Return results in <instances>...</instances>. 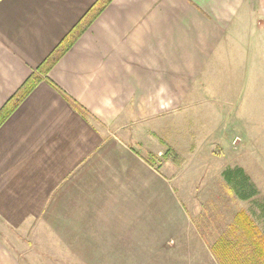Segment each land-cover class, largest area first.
I'll list each match as a JSON object with an SVG mask.
<instances>
[{"label": "crops", "instance_id": "0c3cea01", "mask_svg": "<svg viewBox=\"0 0 264 264\" xmlns=\"http://www.w3.org/2000/svg\"><path fill=\"white\" fill-rule=\"evenodd\" d=\"M96 1L0 0V109ZM261 27L264 0H112L0 125V264L198 260L152 253L132 144Z\"/></svg>", "mask_w": 264, "mask_h": 264}, {"label": "rangeland", "instance_id": "374dc122", "mask_svg": "<svg viewBox=\"0 0 264 264\" xmlns=\"http://www.w3.org/2000/svg\"><path fill=\"white\" fill-rule=\"evenodd\" d=\"M223 46L182 109L168 102L166 124L164 118H153L154 129L145 142L132 144L150 167L127 169L138 175L136 188L152 192L145 203L136 196L137 208L152 207L150 223L160 232L152 231V253L199 259L72 264H230L236 251H249L247 229L238 217L242 211L264 239V28L256 36L230 37ZM165 126L166 137L161 133ZM237 168L243 173L234 172L228 180L226 170ZM221 239L228 240L226 248Z\"/></svg>", "mask_w": 264, "mask_h": 264}, {"label": "trees", "instance_id": "16d2710c", "mask_svg": "<svg viewBox=\"0 0 264 264\" xmlns=\"http://www.w3.org/2000/svg\"><path fill=\"white\" fill-rule=\"evenodd\" d=\"M112 0H97L87 12L81 17V19L71 28V30L60 40L53 51L35 68L30 76L26 79L23 85L17 90V92L7 100V102L0 109V125L7 119V117L17 108L21 101L35 88V86L41 81L43 75H47L53 65L66 53L82 33L91 25L94 19L101 13V11ZM71 101L80 109L77 102L73 99ZM234 172L242 174L243 170L237 168L236 170L228 169L225 172V176L228 180H232ZM246 180L248 178L246 177ZM252 194V193H251ZM245 197L252 195L246 194ZM241 220H244L242 227L247 229V241H249L248 254L236 251L235 255L230 258V264H264V239L261 233L251 219V217L244 211L238 214ZM241 227V228H242ZM225 248L228 245V240H224ZM220 240V241H221ZM226 242V243H225ZM240 246L237 244V248ZM225 264L221 261V264Z\"/></svg>", "mask_w": 264, "mask_h": 264}]
</instances>
